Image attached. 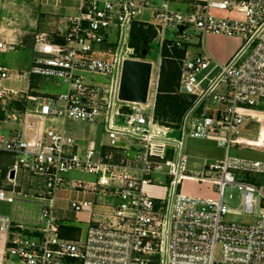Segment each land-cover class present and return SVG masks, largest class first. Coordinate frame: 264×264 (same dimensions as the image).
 <instances>
[{"label": "built area", "instance_id": "built-area-1", "mask_svg": "<svg viewBox=\"0 0 264 264\" xmlns=\"http://www.w3.org/2000/svg\"><path fill=\"white\" fill-rule=\"evenodd\" d=\"M78 1L79 14L56 29L63 42L45 43L47 34H37L42 52L23 73L62 78L67 93L39 95L6 86L13 70L0 65V152L15 156L6 172L0 168V200L31 201L34 212L38 206V216L0 214L4 254L25 264H264V160L229 154L231 147L264 152L256 137L242 135L264 114V0ZM223 10L237 16L215 13ZM135 23L155 29L161 54L165 47L185 50L179 58V91L195 96L198 107L177 126L183 139L172 137L174 126L156 116L160 70L151 78L146 103L119 99L124 61L134 58L125 53L129 48L134 53L129 41ZM169 26L179 39L165 37ZM189 26L201 32L202 51L196 55L189 51L195 36ZM112 27L118 34L113 41ZM211 34L242 39L225 64L212 68L216 60L204 47ZM15 48L0 38V52ZM87 72L111 77L108 89L89 81ZM208 98L211 105H205ZM115 99L123 104L114 111ZM68 120L103 122L107 145L116 150L103 154L89 140L78 139L67 131ZM187 135L217 141L227 149L225 157L192 172L184 152ZM73 170L97 175L72 183L83 198L72 200L71 208L91 213L85 238L65 235L56 205L65 175ZM185 180L211 182L218 198L184 193ZM226 187L240 191L238 207L224 201ZM99 193L118 201L93 210L86 197ZM231 213L253 222L227 221Z\"/></svg>", "mask_w": 264, "mask_h": 264}, {"label": "rangeland", "instance_id": "rangeland-1", "mask_svg": "<svg viewBox=\"0 0 264 264\" xmlns=\"http://www.w3.org/2000/svg\"><path fill=\"white\" fill-rule=\"evenodd\" d=\"M2 0V4H3ZM176 5L183 9L185 7L184 2H178ZM1 7V6H0ZM17 8H20L18 6ZM49 8L56 9L54 5H51ZM7 10H3V15H6ZM19 10L13 11L12 14H7L5 22L4 20L0 19L4 22V25H6L9 29H18L20 30H28L24 31L20 37L19 31H13L12 32V38L18 42L19 44L16 46L15 50H11L8 52H0V59H2L7 65H10L11 69H18L16 71L20 70H30L34 61V56L36 54L35 52V43H36V35L40 32H31L29 30H37V27H35L32 23V20L30 18L27 19L26 15L19 14ZM63 14H78V11H75L73 9H69L68 12H62ZM216 14L221 16H229L234 17L237 16V13L230 12V11H215ZM5 17V16H3ZM188 32L194 33L195 36L191 40V47L189 48L190 55H196L197 53L202 51L201 48V32L198 28L194 26L188 27ZM109 38L111 41L115 40L117 37V31L114 27L109 29ZM19 36V37H18ZM24 36V37H22ZM165 37L168 40H177L179 39V33L176 32L174 27L169 26L167 28V31L165 33ZM25 40L23 41V44L27 45H21V41L19 40ZM240 37H224L222 39L213 38L212 35H206L204 38V43L206 50L209 54L213 56V58L216 60L211 65V68L214 67L217 62L220 63V65H223L227 61V56L230 55L231 49L233 45H238L241 40ZM131 41V37H130ZM129 41V46H130ZM117 43L111 44V48L113 50L117 49ZM131 47V46H130ZM124 51H126V47H124ZM131 49H127V53L125 55L127 57H134V59H146L153 62V72L152 76L157 75L162 65L165 63V59H162L161 54V46H160V40L156 36L153 40H151L146 56H140L137 53L131 54ZM210 68V69H211ZM222 69L221 66L216 67L212 73L211 77H215L220 70ZM208 71L203 73L202 75H199V78H202L204 74H206ZM87 77L89 81L94 82L97 85L106 86L108 89V86L111 82V77L108 75L102 74V73H90L87 72ZM40 78V94L41 95H54V94H61V93H67L69 85L66 81H64L62 78H45L43 76H39ZM6 86L13 87L15 89H20L22 86H27V82L23 81L22 79H17L12 76L11 79L3 82ZM209 85V80H206L203 84V87L206 88ZM151 91H153V86L151 87ZM34 93V92H32ZM107 93V92H106ZM158 95V94H157ZM188 95V94H187ZM211 101V98H208V101L205 105H211L209 102ZM123 104L122 101L115 99V105H114V111L119 108ZM59 122L62 123V120H59ZM117 123H121V118H116ZM66 129L78 138H87L89 139L90 143H93L98 151L102 148L103 143L109 144V136L105 129V124L103 122L99 123H89L81 120H68L66 121ZM175 129L170 132V135L174 138H181L183 139V132L178 129L177 127H174ZM253 132L252 135H249L248 132ZM248 129H243V134L246 135L249 138H255L260 144H264V114L261 115L259 118V121L251 122V125ZM227 149L224 147H221L218 145L217 141L211 140V139H204V138H196L191 137L190 135H187L185 138V148L184 152L187 155L189 159V170H192V172L195 171H202L204 170V164L205 163H211L215 162L217 160L223 159L226 155ZM229 154L231 156H239V157H248L252 159H261L264 160V152L262 151H255V150H249V149H240L238 147H231L229 150ZM15 163V156L13 154L7 153V152H0V168L6 172L13 164ZM65 178L67 180V183L64 185L62 190L59 192V197L56 200V205L60 212L66 211L68 215L72 217L71 220L65 219L64 221L67 223H72L75 226H78L79 231L82 233V237L85 238L90 222H91V213L88 211H74L71 208V201L78 199H82L83 197L78 196L76 190L72 189V183L74 181H93L97 179V175L85 172L81 170H73L70 171L65 175ZM159 181V180H157ZM161 182L163 184L168 185L169 181L168 179H161ZM184 193L186 194H192V195H199L206 198H218V192L216 189H214L213 184L211 182H200L196 180H185L184 183ZM89 201L93 203V210H100L102 207L100 206L101 203L110 201L111 203L115 204L117 203V197L110 196L108 194H102L99 193L97 195H89L86 197ZM224 201L232 208L238 207L240 205L241 201V195L240 191L236 188L226 187L225 194H224ZM34 212V205L31 201L25 202V201H15L14 203H9L5 201L0 200V214L10 215L13 218H23L24 215L26 217H31ZM35 216H38V206L35 208L34 212ZM227 221H233V222H241V223H252L253 218L247 215H240V214H229L227 216ZM5 264H24L20 262V260L17 257L10 256Z\"/></svg>", "mask_w": 264, "mask_h": 264}, {"label": "crops", "instance_id": "crops-1", "mask_svg": "<svg viewBox=\"0 0 264 264\" xmlns=\"http://www.w3.org/2000/svg\"><path fill=\"white\" fill-rule=\"evenodd\" d=\"M2 0H0V19L4 20L6 19L7 14H12L13 11L19 10V12L22 15H26L27 19L30 18L32 20V24L37 27V30H29V31H40L38 34L41 33H45L47 34L45 37V43H51V44H57V43H61V41L63 42V38L61 36H59L58 34H56V29L57 27L62 23V21L68 19L69 17H74L77 16L79 14V1L78 0H61L59 3L56 2V0H4L3 4L1 2ZM51 5H54L56 7V9L53 8H49ZM18 6H20V8H17ZM6 9L7 13L6 15H3V10ZM69 9H73L75 11H78V14H63L62 12H68ZM19 13V14H20ZM5 16V17H3ZM0 20V38L6 40L7 42H14L16 44V46L19 44L18 42H16L13 38H12V32L13 31H19L18 29H9L6 25H4V22ZM26 32L28 30H20L18 34H20V37L22 35L23 32ZM213 38H217V39H222L224 37H229V36H218V35H213L211 34ZM37 36V35H36ZM35 36V37H36ZM19 37V36H18ZM24 37V36H22ZM241 42L238 45H233L231 46V53L229 56H227V61L229 60V58L235 53V51L239 48L240 44L242 43V39H240ZM21 41V43L25 40L21 39L19 40V42ZM28 42L26 44H21V45H27ZM43 46V43H39L36 39V43H35V56L33 57L34 59L36 57H38L41 54V47ZM204 47H205V43H204ZM206 49V47H205ZM226 61V62H227ZM0 65H5V66H10L7 65L2 59H0ZM11 68V67H9ZM13 70V77L17 78V79H22V82L26 81L27 82V86H22L19 90H25L27 92H34L33 94H39L41 95L40 92V75L37 74H32L31 76H27L25 77L23 75L24 71L28 70V69H24V70H20L19 72L12 69ZM17 105V104H16ZM18 105H22V103H18ZM57 123H61L59 122V120L57 121ZM66 124V123H65ZM66 127V126H65ZM68 131V129H67ZM78 138V137H77ZM78 139H83V140H89L87 138H78ZM84 142V141H83ZM108 143H103L102 148L100 149V152H102L103 154H106L108 152H112L115 151L116 148H113L111 146L107 145ZM59 215L61 216V218L63 219V226H68V227H63V230L67 232V234L69 236H71L72 238H78L82 235L81 231H79L78 226H75L74 224L67 223L64 220L65 219H69L71 220L72 217L70 215H68L66 213V211H63L62 213L59 210ZM92 222H90L91 224ZM4 239L5 236L0 234V264H5L6 260L10 257L6 254H4L3 251V246H4ZM21 262V261H20ZM23 263V262H22ZM25 264V263H24Z\"/></svg>", "mask_w": 264, "mask_h": 264}, {"label": "trees", "instance_id": "trees-1", "mask_svg": "<svg viewBox=\"0 0 264 264\" xmlns=\"http://www.w3.org/2000/svg\"><path fill=\"white\" fill-rule=\"evenodd\" d=\"M157 35L151 26L145 27L143 23H135L131 32L130 46L140 56ZM62 42V41H61ZM185 54L184 49L165 47L162 55L165 63L160 68V80L156 100V116L158 119L177 127L195 105L196 97L179 91L181 79V65L179 58ZM68 227V226H63ZM64 231V230H63ZM65 235L71 237L64 231ZM72 238V237H71Z\"/></svg>", "mask_w": 264, "mask_h": 264}, {"label": "water", "instance_id": "water-1", "mask_svg": "<svg viewBox=\"0 0 264 264\" xmlns=\"http://www.w3.org/2000/svg\"><path fill=\"white\" fill-rule=\"evenodd\" d=\"M158 5L163 0H155ZM183 30V28H181ZM142 55H147V48H144ZM153 72V62L146 59L127 58L124 61L120 85H119V99L122 101L146 103L150 91L151 78ZM196 104L187 114L186 121L192 113L197 109ZM121 145L124 142H120ZM15 175V170H11V177Z\"/></svg>", "mask_w": 264, "mask_h": 264}]
</instances>
